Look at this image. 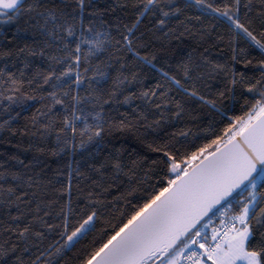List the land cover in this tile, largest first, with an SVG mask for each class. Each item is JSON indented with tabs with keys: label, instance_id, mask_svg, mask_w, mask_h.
Masks as SVG:
<instances>
[{
	"label": "snow or ice",
	"instance_id": "1",
	"mask_svg": "<svg viewBox=\"0 0 264 264\" xmlns=\"http://www.w3.org/2000/svg\"><path fill=\"white\" fill-rule=\"evenodd\" d=\"M21 21L33 44L0 49L27 54L19 75L0 68V132L54 138L68 163L48 176L14 154L0 162V264H68L97 221L80 264H264V0H0V25ZM195 35L197 47H172ZM29 56L41 63L26 88ZM225 98L243 100L240 114L209 126L214 138L159 136L195 120L193 102L223 115ZM28 101L39 107L13 127ZM128 135L155 158L119 143Z\"/></svg>",
	"mask_w": 264,
	"mask_h": 264
},
{
	"label": "trees",
	"instance_id": "2",
	"mask_svg": "<svg viewBox=\"0 0 264 264\" xmlns=\"http://www.w3.org/2000/svg\"><path fill=\"white\" fill-rule=\"evenodd\" d=\"M104 0H101V3H103ZM109 2L114 3L115 0H109ZM188 14L195 16L198 13L196 10L190 9L188 10ZM116 16H123L124 13L117 12L115 13ZM207 21H205V25L207 26ZM148 24V20L145 19L144 25ZM142 25V29L144 27ZM192 25H195L196 28L200 27L199 24L195 20L192 21ZM190 25V26H192ZM26 25H24L23 21L20 22L19 25L17 24H11V25H0V49H18L23 48L25 45H32V34L30 29H26ZM20 29L18 32L17 29ZM195 32V28L193 29ZM217 32L226 33V25L221 24L217 28ZM16 34L15 37L13 34ZM216 32L212 34V37L208 38V44L205 46L210 45L213 43L215 38ZM13 41V43L9 44V41ZM200 40V37L198 35L195 36H187L182 41L177 42L173 41L172 47L176 48L179 46V49L182 51L190 50L191 48L197 47L198 41ZM223 47V45H222ZM218 49H212V57L213 59L219 58L221 62H223L227 57H218L217 56ZM143 55V53H141ZM27 54L24 55H13L11 57L4 59H0V68H3L5 63L8 64L9 69L13 72H17V75H19V72L17 69L24 68V61ZM253 55H256V53H253ZM27 60L29 61V67L24 69L25 73V87L27 88V79L31 78L32 74L36 70V68L39 66L41 61L38 58L34 57H27ZM14 65V66H13ZM157 66L159 67L160 64L158 63ZM238 70L241 68V65L235 66ZM144 73L146 74V78L144 79V83L146 86H154L155 84V73L148 68L147 65L144 66L143 69ZM214 87L211 90L212 94H215L217 88H223L224 86V77L221 76L218 78V81L213 82ZM137 103H139L137 101ZM243 103V100H240L238 103L234 102L231 99L225 98V100L222 103H218V107H220L221 112H223V115H221L220 112H216L214 110H210L207 107H202L197 103H191L190 107L192 109V115L196 117L195 120H191L188 118H185L181 121L174 122L173 126H166V130H161L159 132V136L167 139V134H170L174 131H177L179 129H191L190 135L188 137V141H195L196 144H203L207 142L206 138H214L211 136L210 132H206L207 129H209V126H211V129L215 132H219L223 129V127L226 125L228 117L233 115H239L240 114V106ZM24 111H22L21 118L16 121L13 124V127L23 129L24 126V118L25 116H31L32 113L35 111L36 108L39 107V104H34L32 101L26 102L25 105L22 106ZM17 111H21L20 108L17 109ZM120 111H126L131 112L130 108H127L126 106L121 107ZM119 135V134H117ZM156 134L150 133L148 136V140L153 139V137ZM119 143H124L126 146L129 147H135L137 152L142 157H147L149 159V162L151 158H155L156 154L149 151L146 144L138 143L134 140V138L131 135L125 136L122 139H120ZM54 146V138H50L47 142L40 141L38 138H32L30 136H21L19 133L16 136H12L7 132H0V162H7L9 165H15V161L9 160V156L16 155L20 159L24 160L26 164L31 163L35 167L36 171H40L41 168H43L48 176H53L55 174V169L57 167H63L68 163V157L66 155L61 156H52L51 152ZM44 149L43 152H41L39 149ZM75 160H81V156L77 154L74 157ZM61 179H64L66 181V175L64 177H61ZM261 191H264V189H261ZM104 227V224L102 221H97L96 229L93 232H90L86 237L81 239L70 252L67 253L66 259L68 261V264H80V258H83L87 255V252L90 248L91 242L94 237H96L99 234V230ZM79 257V258H78Z\"/></svg>",
	"mask_w": 264,
	"mask_h": 264
}]
</instances>
